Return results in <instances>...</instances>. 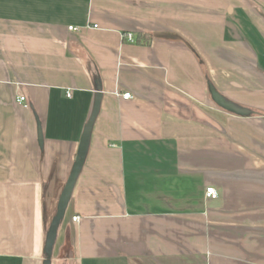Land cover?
Here are the masks:
<instances>
[{
    "label": "crops",
    "instance_id": "crops-1",
    "mask_svg": "<svg viewBox=\"0 0 264 264\" xmlns=\"http://www.w3.org/2000/svg\"><path fill=\"white\" fill-rule=\"evenodd\" d=\"M0 264H264V0H0Z\"/></svg>",
    "mask_w": 264,
    "mask_h": 264
},
{
    "label": "water",
    "instance_id": "water-1",
    "mask_svg": "<svg viewBox=\"0 0 264 264\" xmlns=\"http://www.w3.org/2000/svg\"><path fill=\"white\" fill-rule=\"evenodd\" d=\"M210 91H211V94L213 95L215 101L218 103V105H220L222 108H226V109H230V110H233L232 108H234L233 104H231L228 100H226L224 97H222L220 94H218L215 89L210 86ZM83 149V148H82ZM81 155V152H79L77 158H76V163L74 165V168L71 172V177L67 183V186H66V189H65V195H64V198H67L68 194H69V190L71 188V185L73 184L75 178H76V173L78 171V168L80 166V160L78 159L79 156Z\"/></svg>",
    "mask_w": 264,
    "mask_h": 264
},
{
    "label": "built area",
    "instance_id": "built-area-1",
    "mask_svg": "<svg viewBox=\"0 0 264 264\" xmlns=\"http://www.w3.org/2000/svg\"><path fill=\"white\" fill-rule=\"evenodd\" d=\"M70 30H76L77 28L76 27H74V26H69L68 27ZM123 38L126 40V41H130V42H132V41H134V36L129 32V33H126L124 36H123ZM120 97H122L123 99H131V97H133L132 96V94L131 93H129V92H123V93H117ZM66 95H67V97H69L70 95H71V92L70 91H68L67 93H66ZM18 100L20 101V102H23L24 100H25V97L24 96H20L19 98H18ZM218 190H217V188L216 187H214L213 185H210V186H207L206 187V189H205V193H204V196H205V198L206 199H210V198H212V199H214V198H217L218 197ZM76 217L77 216H73L72 217V219L73 220H75L76 219Z\"/></svg>",
    "mask_w": 264,
    "mask_h": 264
},
{
    "label": "rangeland",
    "instance_id": "rangeland-1",
    "mask_svg": "<svg viewBox=\"0 0 264 264\" xmlns=\"http://www.w3.org/2000/svg\"><path fill=\"white\" fill-rule=\"evenodd\" d=\"M62 199H64V196H63V198ZM64 201V200H63Z\"/></svg>",
    "mask_w": 264,
    "mask_h": 264
}]
</instances>
